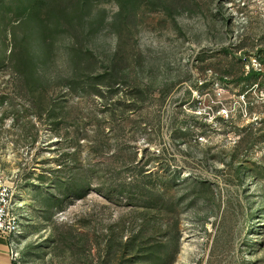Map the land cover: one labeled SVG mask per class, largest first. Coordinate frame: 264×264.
I'll use <instances>...</instances> for the list:
<instances>
[{
    "label": "rangeland",
    "instance_id": "obj_1",
    "mask_svg": "<svg viewBox=\"0 0 264 264\" xmlns=\"http://www.w3.org/2000/svg\"><path fill=\"white\" fill-rule=\"evenodd\" d=\"M264 0H0V185L22 264H264Z\"/></svg>",
    "mask_w": 264,
    "mask_h": 264
},
{
    "label": "built area",
    "instance_id": "obj_2",
    "mask_svg": "<svg viewBox=\"0 0 264 264\" xmlns=\"http://www.w3.org/2000/svg\"><path fill=\"white\" fill-rule=\"evenodd\" d=\"M256 77L252 83L241 93L244 97L250 93L255 102L264 104V67L256 70ZM0 234L4 235L7 239L9 247V258L14 264H22L17 239L20 234L19 231V218L13 212L11 204L10 191L0 185Z\"/></svg>",
    "mask_w": 264,
    "mask_h": 264
},
{
    "label": "crops",
    "instance_id": "obj_3",
    "mask_svg": "<svg viewBox=\"0 0 264 264\" xmlns=\"http://www.w3.org/2000/svg\"><path fill=\"white\" fill-rule=\"evenodd\" d=\"M0 264H14L9 258L7 239L2 234H0Z\"/></svg>",
    "mask_w": 264,
    "mask_h": 264
},
{
    "label": "trees",
    "instance_id": "obj_4",
    "mask_svg": "<svg viewBox=\"0 0 264 264\" xmlns=\"http://www.w3.org/2000/svg\"><path fill=\"white\" fill-rule=\"evenodd\" d=\"M256 71H254V70H250L249 71V74H248V77H251V76H253L254 78L256 77Z\"/></svg>",
    "mask_w": 264,
    "mask_h": 264
}]
</instances>
